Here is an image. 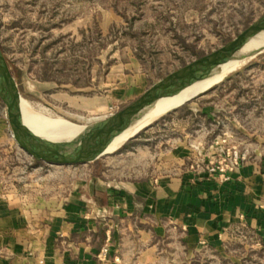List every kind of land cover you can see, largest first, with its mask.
I'll return each instance as SVG.
<instances>
[{"label": "rangeland", "instance_id": "obj_1", "mask_svg": "<svg viewBox=\"0 0 264 264\" xmlns=\"http://www.w3.org/2000/svg\"><path fill=\"white\" fill-rule=\"evenodd\" d=\"M263 15L264 0H0V47L19 97L34 113L90 127L221 49ZM263 53L264 44L238 53L236 60L221 68L224 72L211 89L188 106L200 100L206 108L227 107L237 117V126L245 123L246 109H253L254 131L260 135L264 67L258 58ZM136 82L144 84L141 94L123 102L112 97L115 90L131 88ZM177 110L121 147H111L96 162L75 167L42 164L36 176L44 177L49 186L74 171L80 177L90 170L102 178L107 168L113 178H144L164 160L161 151L167 140L198 142L203 138L199 125L204 121L184 118V112ZM230 128L224 132L231 133ZM212 129L211 139L223 132L219 126ZM233 137L239 142L245 139L240 131L233 132ZM253 143L254 152L264 150L260 142ZM36 164L16 142L0 97L1 189L28 183L23 177L28 172L35 175Z\"/></svg>", "mask_w": 264, "mask_h": 264}, {"label": "crops", "instance_id": "obj_2", "mask_svg": "<svg viewBox=\"0 0 264 264\" xmlns=\"http://www.w3.org/2000/svg\"><path fill=\"white\" fill-rule=\"evenodd\" d=\"M143 88L136 82L112 97L123 102ZM198 103L187 116L204 121L203 138L167 140L164 160L144 178H113L107 168L102 178L74 171L49 186L36 164L35 175L23 177L28 183L0 187V264H264V150L253 149L255 141L264 148V128L254 131L253 109L237 126L231 109ZM216 125L223 132L211 139ZM228 126V142L243 160L225 181L210 162ZM241 227L249 243L236 238Z\"/></svg>", "mask_w": 264, "mask_h": 264}, {"label": "water", "instance_id": "obj_3", "mask_svg": "<svg viewBox=\"0 0 264 264\" xmlns=\"http://www.w3.org/2000/svg\"><path fill=\"white\" fill-rule=\"evenodd\" d=\"M263 33L264 15L224 47L156 84L146 94L122 111L93 126L83 127V131L71 142L49 143L42 139L32 141L27 138V136L34 135L22 123L18 110V100L21 97H19L16 81L12 76L1 47L0 97L7 108L9 124L16 142L34 160L42 164L58 166L87 164L106 154V149L114 140L112 136L115 132L136 122L144 112L159 100L175 97L196 82L211 76L222 65L233 60L247 42ZM198 96L200 94L167 114L179 109Z\"/></svg>", "mask_w": 264, "mask_h": 264}, {"label": "bare ground", "instance_id": "obj_4", "mask_svg": "<svg viewBox=\"0 0 264 264\" xmlns=\"http://www.w3.org/2000/svg\"><path fill=\"white\" fill-rule=\"evenodd\" d=\"M264 44V33L251 39L247 44L243 46L239 54L244 53L248 49ZM236 59L230 60L234 61ZM229 61V62H230ZM227 62V63H229ZM225 63V64H227ZM224 64V65H225ZM222 65L211 76L205 78L202 81L196 82L189 88L183 90L175 97L159 100L149 110L143 113L141 117L136 120L130 126L125 127L122 130L115 132L112 136L113 142L108 146L106 151L111 147H121L128 140L139 134L147 126L166 115L168 112L176 107L181 106L183 103L190 100L192 97L204 93L211 88V85L222 75L224 69H221ZM18 110L23 125L29 129L34 136L28 137L30 140L42 139L45 142H71L75 140L79 134L83 131V127L77 126L67 121L55 120L43 115H39L33 112L31 106L25 100H18ZM107 154V153H106ZM110 154V153H108Z\"/></svg>", "mask_w": 264, "mask_h": 264}, {"label": "built area", "instance_id": "obj_5", "mask_svg": "<svg viewBox=\"0 0 264 264\" xmlns=\"http://www.w3.org/2000/svg\"><path fill=\"white\" fill-rule=\"evenodd\" d=\"M228 138L229 136L225 133L223 138H220L221 142H214L211 146V148L217 147L218 151L210 162V172L219 174L225 181L230 180L228 173L235 171L243 160L239 151L228 142ZM235 236L242 243H249L252 240L251 234L242 227L236 230ZM108 252V247H104L98 255L99 259L106 260Z\"/></svg>", "mask_w": 264, "mask_h": 264}, {"label": "trees", "instance_id": "obj_6", "mask_svg": "<svg viewBox=\"0 0 264 264\" xmlns=\"http://www.w3.org/2000/svg\"><path fill=\"white\" fill-rule=\"evenodd\" d=\"M201 57H203L201 54H198ZM258 61L261 62V64L263 65L264 67V53L262 55L259 56L258 58ZM189 104H185L183 105L182 107H180L177 111H183L184 112V115H189L192 113V111L190 110V107L188 106ZM96 162V161H95ZM37 164H42L41 162L39 161H36Z\"/></svg>", "mask_w": 264, "mask_h": 264}]
</instances>
